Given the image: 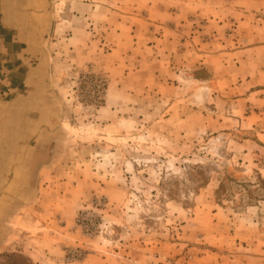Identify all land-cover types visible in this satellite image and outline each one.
I'll return each mask as SVG.
<instances>
[{
    "label": "rangeland",
    "instance_id": "rangeland-1",
    "mask_svg": "<svg viewBox=\"0 0 264 264\" xmlns=\"http://www.w3.org/2000/svg\"><path fill=\"white\" fill-rule=\"evenodd\" d=\"M0 200V264H264V0H0Z\"/></svg>",
    "mask_w": 264,
    "mask_h": 264
},
{
    "label": "crops",
    "instance_id": "crops-1",
    "mask_svg": "<svg viewBox=\"0 0 264 264\" xmlns=\"http://www.w3.org/2000/svg\"><path fill=\"white\" fill-rule=\"evenodd\" d=\"M158 23H160V26H156V25H154L155 27H162V26H165L166 27V29H168V31L170 32V34H175V30H176V27L174 26V22H172V21H170V23H168V21H159ZM165 29V28H164ZM170 39H168L167 41H168V43H171V41H169ZM158 41H161V42H167V41H165V40H160V39H158ZM160 42V43H161ZM159 43V44H160ZM154 48H156L157 46H153ZM32 82H33V80L31 79L30 81H29V83H28V79H27V81H26V83H24V86L26 85V86H33L34 87V89H33V91H30L29 93H28V96L27 97H29L30 96V94H35V90H36V88H35V84H33L32 85ZM37 87H39L38 85H37ZM16 89H18V87L16 86L15 87ZM32 92V93H31ZM28 102V101H27ZM26 102V103H27ZM23 102H22V98H20V96H16V97H14L11 101H9L8 102V106L9 107H11V108H13V107H17V108H20V107H18L19 105H21ZM28 107H29V105H27ZM27 106H26V108H27ZM25 108V109H26ZM21 112H24L23 110L21 111V110H15V112H14V114L15 115H20V114H22ZM36 151V150H35ZM49 167L50 168H52V169H54L55 167H56V163H53V162H50V164H47V167L46 168H44L43 166H37L36 164H32L29 168H33V170H35V169H37L38 171H42V170H46L47 168L49 169ZM16 182L17 183H20L21 182V180L20 179H17L16 180ZM40 183H42V181L40 180ZM63 184H64V182H63ZM62 184V185H63ZM41 186H42V184H40ZM61 185V184H60ZM41 189H42V187H41ZM40 202L42 201V197H40ZM20 201H21V199H19ZM1 201V200H0ZM46 225V224H45ZM44 226V225H43ZM56 227L57 228H55L54 229V233H58V232H60V231H58V227L60 228V229H64V227L63 226H61V225H56ZM63 231V230H62ZM52 234V233H51ZM11 245V243L10 242H8V243H5V245H3V247L1 246V244H0V248L2 249V248H6V247H8V246H10ZM67 247H71L70 246V244L69 243H67L64 239L61 241V240H59V241H57L55 244H52V245H49V247L47 248V249H45V250H43V252H42V255H40V254H38L37 256L38 257H35V259L33 258L32 259V255H33V251H30L29 249L27 250L26 248H25V255L26 256H29L28 258H31V262H34V264H64V255H65V248H67ZM80 264H89V263H80ZM95 264V263H94Z\"/></svg>",
    "mask_w": 264,
    "mask_h": 264
},
{
    "label": "trees",
    "instance_id": "trees-1",
    "mask_svg": "<svg viewBox=\"0 0 264 264\" xmlns=\"http://www.w3.org/2000/svg\"><path fill=\"white\" fill-rule=\"evenodd\" d=\"M224 190H225L224 189V185H223L222 182H220L219 185H218V187H217V189H216V191H215L216 198L218 196H220L223 193Z\"/></svg>",
    "mask_w": 264,
    "mask_h": 264
}]
</instances>
